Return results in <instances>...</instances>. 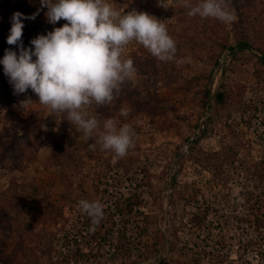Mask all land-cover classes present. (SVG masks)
<instances>
[{
	"label": "rangeland",
	"instance_id": "obj_1",
	"mask_svg": "<svg viewBox=\"0 0 264 264\" xmlns=\"http://www.w3.org/2000/svg\"><path fill=\"white\" fill-rule=\"evenodd\" d=\"M108 2L121 14L136 10L162 20L176 43L174 59L162 62L130 42L123 55L134 61V74L110 104L85 107L101 123L114 118L134 130V147L124 157L90 148L95 140L86 144L67 114L41 105L31 89L15 94L0 64V131L13 128L10 145L0 148V196L17 202L16 223L26 228L2 247L0 264H177L195 258L199 264H264V226L254 224L257 215L264 221V167H258L264 162V54L238 47L236 37L239 21L254 15L250 44L264 48V0H229L236 20L227 24L188 16L184 0ZM38 9L34 20L22 19L26 48L66 21L48 23L40 0H0V59L5 49L19 53L7 44L13 14L27 17ZM223 43L230 48L223 51ZM221 84L243 89L236 109L216 105ZM107 109L112 114L103 117ZM21 150L23 156L15 154ZM57 150L71 157L64 167ZM81 199L106 209L95 227H81ZM48 202L63 215L47 214ZM73 228L82 229L83 238L65 245L64 233L74 234ZM87 231L100 235L89 239ZM20 238L24 252L7 263Z\"/></svg>",
	"mask_w": 264,
	"mask_h": 264
},
{
	"label": "clouds",
	"instance_id": "obj_2",
	"mask_svg": "<svg viewBox=\"0 0 264 264\" xmlns=\"http://www.w3.org/2000/svg\"><path fill=\"white\" fill-rule=\"evenodd\" d=\"M183 7L190 17L213 18L226 24L236 20L229 0H184ZM40 8H47L48 23H66L46 35H38L30 41L32 47L26 48L22 42V19L34 20L40 9L27 17L20 12L13 14L7 44L17 45L19 53L5 49L0 64L14 93L31 89L41 105L66 113L67 121L85 139L95 137L90 148L99 145L102 151L124 157L134 147V130L114 118L101 123L84 109L93 104H110L122 84L134 74V61L123 55L130 42H138L162 62L174 59L176 43L165 23L147 12L121 14L108 0H40ZM78 207L94 226L103 218L99 201L81 199Z\"/></svg>",
	"mask_w": 264,
	"mask_h": 264
},
{
	"label": "trees",
	"instance_id": "obj_3",
	"mask_svg": "<svg viewBox=\"0 0 264 264\" xmlns=\"http://www.w3.org/2000/svg\"><path fill=\"white\" fill-rule=\"evenodd\" d=\"M255 23V18L254 15H249L247 16V18H245L244 20H240L239 21V25H238V31H237V45L240 48H244L246 46H251L253 49H255L256 51L263 53L264 54V48L261 47L260 45L254 44L251 45L250 43H252L254 36H255V32L253 29V25ZM50 25V24H49ZM222 50L226 51L228 50L227 48H230V46H228L227 44H222ZM226 49V50H225ZM219 55L214 56L215 58V63L217 66L219 59ZM262 63H264V59H260ZM242 93H243V89L241 87H234V88H229L226 89L224 87L223 84L219 85L214 93V100L217 106H219L221 109H226V110H232V109H236L239 106V103L242 99ZM108 111V109H107ZM111 110H109L108 112H105L104 116L110 117L111 116ZM102 117V118H103ZM101 118V119H102ZM99 119V118H98ZM102 121V120H100ZM13 130V128H6V129H2L0 131V148H8V146L11 143V131ZM95 140V137L91 138V139H87V143L88 145H90L89 143H92V141ZM88 147V146H87ZM23 150H26V148H24ZM15 154L18 155H22L23 156V151H15ZM55 157L58 161H60V165H62L61 167H64L68 164L69 160L71 159L70 155L67 153H64L61 150H57L55 151ZM62 158L64 160H66V162L64 160H62ZM64 165V166H63ZM264 167V162H260L258 167ZM0 229L2 231L1 237H0V258H2V247L6 246L8 242H11V240L13 239V237L15 235H18L19 237H21L23 235V231L26 229L25 225L23 224H18L16 223L15 220V215L18 214V209H17V202L11 198L7 199V196H0ZM257 203H260L259 200H257ZM4 205H6L7 207H5ZM131 204L126 205L125 211L129 214L132 211L131 208ZM45 211L47 214H55L58 216H62L63 212L61 209H57L53 206V204L51 202L47 203V206L45 208ZM103 212L106 213V209H103ZM85 220H83L82 222V228L86 229L87 226L88 228L91 226H94L90 220V218L83 214ZM104 216V215H103ZM254 224L256 225L257 228H260L261 226H264V221L262 220V216L257 215L255 220H254ZM20 225V226H17ZM21 225L23 227H21ZM90 225V226H89ZM96 226V225H95ZM94 226V227H95ZM16 227V228H15ZM74 230L72 232H74V234H70V235H65L64 233V244L68 245L72 242V240H76V239H82L83 236L81 235V233H83L82 229H78V228H73ZM110 234V233H109ZM122 236L125 237L126 236V232L125 229L122 231ZM87 235H89V239L91 238H96V235H100L97 232H91V231H87ZM70 236V237H69ZM81 237V238H80ZM105 238H107V233L106 235H104ZM121 237V236H120ZM74 244L76 243L75 241L73 242ZM127 243H125V245H129L131 242L130 240H127ZM155 244V248H154V253H159V245L160 242L158 240H156V242H154ZM69 246V245H68ZM25 247L23 245V238H20L17 242H15L13 244V247L10 250V253L8 255L7 258V263H14L16 262V260L18 259V255L22 252H24ZM172 251V249H171ZM78 258V256H75ZM80 257V256H79ZM76 259V258H75ZM4 260V259H2ZM6 261V260H5ZM199 258H195V259H188V261L186 263L183 262H176L177 264H199ZM159 264H167V261H165V259H161Z\"/></svg>",
	"mask_w": 264,
	"mask_h": 264
},
{
	"label": "built area",
	"instance_id": "obj_4",
	"mask_svg": "<svg viewBox=\"0 0 264 264\" xmlns=\"http://www.w3.org/2000/svg\"><path fill=\"white\" fill-rule=\"evenodd\" d=\"M204 129V126L203 125H201V126H199V129L197 130V133L196 134H194V135H192L188 140H187V142L184 144V146H183V148H184V150L186 151L188 148H190V146L192 145V142L196 139L195 138V136L197 135H199V132L200 131H202Z\"/></svg>",
	"mask_w": 264,
	"mask_h": 264
}]
</instances>
